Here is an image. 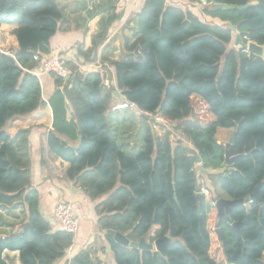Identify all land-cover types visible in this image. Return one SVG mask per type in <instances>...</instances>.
<instances>
[{"label":"trees","instance_id":"16d2710c","mask_svg":"<svg viewBox=\"0 0 264 264\" xmlns=\"http://www.w3.org/2000/svg\"><path fill=\"white\" fill-rule=\"evenodd\" d=\"M181 1L196 4V11L145 0L123 40V58L101 60L114 68L115 87L106 85V73H85L78 62L69 61L67 78L49 74L56 86L48 100L49 148L69 164L67 178L96 203L114 264H264V60L233 46L237 35L264 46V0ZM216 4L249 7L213 10ZM63 17L56 0H0V24L17 25L19 43L10 54L0 51V209L25 213L18 232L0 236V264H8L5 251L19 252L22 264H55L74 243L73 235L54 232L41 210L30 130L14 137L7 131L13 120L42 110L35 56H51ZM120 19L115 14L100 23L93 48L79 52L85 60ZM117 90L128 104L124 110H114ZM147 114L170 121V128L159 125L163 134L157 136ZM221 130H233V144L218 140ZM174 133L198 157L174 141ZM231 146L240 158L228 165ZM198 164L226 169L210 177L215 195L201 193ZM260 184L261 200L252 201ZM219 199L243 203L220 220ZM109 231L132 242L170 237L171 243L162 256L121 246ZM68 264L106 263L85 248Z\"/></svg>","mask_w":264,"mask_h":264},{"label":"crops","instance_id":"0c3cea01","mask_svg":"<svg viewBox=\"0 0 264 264\" xmlns=\"http://www.w3.org/2000/svg\"><path fill=\"white\" fill-rule=\"evenodd\" d=\"M63 11V21L60 30L51 39V55H64L70 62H78L83 72L100 71L111 78L106 85L116 86L114 68L102 58L120 60L124 56L123 40L132 34L135 27V18L142 9L145 0H56ZM169 4L181 5L196 11V4L187 1L167 0ZM200 6H198V9ZM201 9V8H200ZM121 19L112 23L107 40L101 45L97 53L85 60L79 52H87L93 48L100 31V23L110 21L114 15ZM206 20L212 19L203 17ZM17 25L0 24V51L10 54L19 48L14 31ZM42 84L43 99L49 100L56 90L55 81L49 74L38 75ZM115 104L124 101L122 93L116 91ZM134 112L136 109L133 110ZM53 124L52 109L48 105L45 109L26 117L13 120L8 126V134L14 137L21 130H30L29 142L32 158L34 185L40 191L41 210L52 224L54 232L61 231V226L55 217V208L59 202L67 201L74 204L81 217V226L74 243L68 252L67 258L55 264H68L69 261L82 249L88 248L96 253L101 261L114 264L110 246L98 226V216L95 210L96 203L92 202L84 192L67 178L69 164L56 155L49 148L48 138ZM160 128L159 125H155ZM154 126V128H155ZM161 129V128H160ZM222 142V141H220ZM20 216L17 218L6 210L0 211V236H9L21 229L25 218L23 208H18ZM8 264H22L19 252L5 251L3 254Z\"/></svg>","mask_w":264,"mask_h":264},{"label":"water","instance_id":"95a60500","mask_svg":"<svg viewBox=\"0 0 264 264\" xmlns=\"http://www.w3.org/2000/svg\"><path fill=\"white\" fill-rule=\"evenodd\" d=\"M201 1L203 3L206 2V0H201ZM248 7H249L248 5H244V6L213 5L212 9L213 10L229 11V10H236V9L237 10H244V9H247ZM234 47L237 48L238 50H242V51H245L249 54H253L256 57H259V58L264 60V46H260L254 42H249L248 44H245L239 35L236 37ZM47 105H48V101L43 99L41 102V108L45 109L47 107ZM234 141H235V135L232 136L229 143L233 144ZM186 150L198 157V153L195 149L186 148ZM239 158H240V156H236V157L233 156V146H231V148L229 150H227V153H226V163L228 165H230L231 163H233L234 161H236ZM230 170L234 171L233 168H231ZM195 171L197 173V179H198L199 184L201 185L202 183H205L206 188L208 190H210L211 192H213V194L215 195V190L212 187L210 177L221 175V174L225 173L226 169H220V170L206 169V168H204V166L202 164H198L195 167ZM261 186H262V184H260L256 188L255 192L251 195L250 198L252 201L261 200L258 196V191H259ZM200 198H201V195L199 194L198 199H200ZM242 203H243V200L232 201V200L219 199L216 202V206L219 210V219L221 220L225 214L230 215L231 209L236 207V206H239ZM234 226L237 228V230H239V224H235ZM108 234L113 236L114 241L121 246L135 248V249H138L140 251H154V249H156V251L158 253H160L162 256L166 255V252H165L166 246L171 243L170 237H166L164 239L156 241L155 243L150 244L147 242L146 238H142L140 241L132 242L128 239V237L126 235H124L122 233H116L114 231H109ZM217 234L219 236V239L221 240V234H220L219 229H217ZM109 249L111 250V247Z\"/></svg>","mask_w":264,"mask_h":264},{"label":"built area","instance_id":"2783aa9c","mask_svg":"<svg viewBox=\"0 0 264 264\" xmlns=\"http://www.w3.org/2000/svg\"><path fill=\"white\" fill-rule=\"evenodd\" d=\"M217 5V4H216ZM35 61L38 63V67L35 70L37 75L40 74H55L60 78H67L70 73V67L68 65L69 58L64 55H51L46 58L41 56H35ZM128 107L126 102L116 104L114 110H124ZM137 115L143 114V112L136 110ZM148 115V114H147ZM150 116V115H148ZM155 120L156 125H171L170 121L164 119L161 116H150ZM209 190L206 188L205 183H202L201 193L208 194ZM55 217L60 223L61 231L69 233L74 236L78 235L81 226V217L78 214L74 204L67 201L59 202L55 208Z\"/></svg>","mask_w":264,"mask_h":264},{"label":"rangeland","instance_id":"374dc122","mask_svg":"<svg viewBox=\"0 0 264 264\" xmlns=\"http://www.w3.org/2000/svg\"><path fill=\"white\" fill-rule=\"evenodd\" d=\"M235 41H236V39L233 42V46H235ZM109 78H111V76H109V74H108V79ZM164 126L167 127V128H170L171 125L164 124ZM154 130H155V133H156L157 136H160V135L163 134V131L158 126H155ZM232 134H233V130H221L218 133V140H220L223 143L227 144L230 141V139L232 138ZM172 138H173L174 141L181 140L185 147H187L189 149H194L193 146L190 143L185 141V139H184V137L182 135H177V134L174 133ZM2 210L3 209H0V211H2ZM20 214H21L20 211L18 209H16L15 212H13L12 216L17 218L18 216H20Z\"/></svg>","mask_w":264,"mask_h":264},{"label":"flooded vegetation","instance_id":"af4514ba","mask_svg":"<svg viewBox=\"0 0 264 264\" xmlns=\"http://www.w3.org/2000/svg\"><path fill=\"white\" fill-rule=\"evenodd\" d=\"M147 241H148V243L152 244L149 240H147ZM154 251L157 252L156 249H154Z\"/></svg>","mask_w":264,"mask_h":264}]
</instances>
